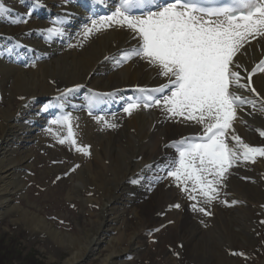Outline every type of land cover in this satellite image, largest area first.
Here are the masks:
<instances>
[{
  "label": "bare ground",
  "instance_id": "6f19581e",
  "mask_svg": "<svg viewBox=\"0 0 264 264\" xmlns=\"http://www.w3.org/2000/svg\"><path fill=\"white\" fill-rule=\"evenodd\" d=\"M3 2L26 23L0 24V88L6 97L5 106L0 105V222L10 219L36 237L48 236L55 256L68 254L62 264L89 259L96 264H264V157L229 169L219 198L210 204L198 196L197 206L210 215L193 211L196 201L188 199L167 171L178 159L172 142L199 136L202 127L180 117L167 119L162 106L140 107L129 116L124 108L142 94L138 89L156 88L167 79L139 58L117 64L121 52L136 45L129 30L113 27L87 39L83 35L92 19L107 15L104 10L110 11L112 0L104 5L96 4L98 0H40V6L24 0V7L20 0ZM47 29L55 31L49 34ZM247 49L237 59L251 70L264 54V38ZM253 82L264 97V73L253 76ZM76 85L83 87L61 96ZM235 91L257 99L246 90ZM259 109L257 100L255 109L245 106L233 122L234 134L253 147H264V111ZM62 113H71L77 146H89L90 155L68 142L60 144L55 133L64 138L67 129L49 119L53 131L48 127L35 137L33 148L23 146L43 115L56 118ZM229 142L234 143L231 136ZM22 171L29 175L24 183ZM67 176L69 180L60 179ZM155 179L166 182L158 188ZM23 189L24 206L14 204ZM60 193L67 202L83 203L84 216L91 214L86 211L90 205L101 210L92 212L90 223L82 213L66 215L76 232L56 230L47 210ZM175 205L179 207L165 212ZM153 227L170 236L159 240L163 233L158 232L151 251L143 238ZM169 243L177 250L175 256L167 251Z\"/></svg>",
  "mask_w": 264,
  "mask_h": 264
},
{
  "label": "snow or ice",
  "instance_id": "6c2138e0",
  "mask_svg": "<svg viewBox=\"0 0 264 264\" xmlns=\"http://www.w3.org/2000/svg\"><path fill=\"white\" fill-rule=\"evenodd\" d=\"M33 2L40 6V0ZM12 15L13 10L0 2V19ZM10 23L26 21L17 16ZM113 27L129 30L136 40L135 46L121 52L118 65L139 58L167 79L156 88L138 89L143 95L129 102L124 111L131 116L141 106H162L167 119L180 117L202 127L201 135L172 142L178 159L169 165L167 175L189 200L196 201L193 211L210 215L197 206L198 196L210 204L219 198L229 169L264 157V147L244 143L233 128L238 111L245 106L255 109L259 100V110L264 111V97L253 82V76L264 73V59L251 70L237 59L247 55L246 45L252 40L264 38V0H117L111 14L92 19L83 35L87 39L93 32ZM46 31L52 34L55 30ZM81 87L66 89L61 96L67 97ZM235 89L246 90L257 99L242 96ZM96 100L94 95L92 103ZM72 119L71 113H62L49 123L66 127V137L55 133L60 144L68 142L77 152L90 155L89 146H77ZM47 130L53 131L51 127ZM260 135L264 137V131ZM229 136L234 143L230 144Z\"/></svg>",
  "mask_w": 264,
  "mask_h": 264
},
{
  "label": "rangeland",
  "instance_id": "374dc122",
  "mask_svg": "<svg viewBox=\"0 0 264 264\" xmlns=\"http://www.w3.org/2000/svg\"><path fill=\"white\" fill-rule=\"evenodd\" d=\"M12 1L16 2V3L18 1V3H19V0H12ZM0 2H3V0H0ZM20 4H22V7H24V0H20ZM8 8H10V7H8ZM17 16L19 17L20 14L18 12L13 11V15L10 16L9 18L0 19V24L5 25V22L7 23L8 21H10L11 19H13ZM20 24L24 25V23H20ZM0 48H2V46H0ZM20 48H22V47L17 46L15 49H20ZM5 99H6V97L3 95L2 90L0 88V105L5 106V104H4ZM16 101L18 103H22L21 98H17ZM40 105L41 104H39V106ZM53 118L54 117L48 118V115H43V121L38 125L37 130H35L34 132L29 134V136H31L30 138H32V139L27 141L26 144H23V146H25V148H33L34 144H35V142L33 143V140L35 139V137L42 135V133L50 125L48 123L47 119H49L51 121ZM72 164H73V162L71 161L69 165H72ZM27 172L28 171H22L20 174V180L23 183H24L25 178L27 176H29L27 174ZM151 173H152V176H155V174H156V173H153L152 171H151ZM150 175L148 177H152ZM71 176L72 175H70V177ZM70 177L69 176L63 177V178L60 177V179L66 181V180H69ZM55 181H57V180H55ZM154 181H156V186H158V188L160 186H163L164 183L166 182L165 179L163 181L155 179ZM70 186L72 187V186H74V184H70ZM29 188H31L32 190H36V191L38 190V188L35 186H30ZM29 188L27 187L26 191H28ZM172 188H174V187H172ZM42 193H44V192L42 191ZM24 195L25 194H24V189H23L21 194L14 197V204H16V205L21 204L24 206ZM148 195H149V193L147 192L146 201H149L148 198H150V197ZM150 195H151V193H150ZM38 196L40 197V195H37V198H38ZM84 197L87 199L90 197V195H85ZM156 198L157 197H155V199ZM155 199L152 198V200H150V203L153 202ZM52 203H53L51 206L52 208H48V210H47V212L50 214V217H52V218L48 219V222L51 223L55 227L56 230L70 231V232L73 230L74 232H76L77 231L75 229L76 226L71 227V222H70L71 220L66 215L69 216V214L70 215L73 214V215L78 216V214H81V213L83 215V210L85 208L84 204L79 203L77 201L75 204L67 202L64 199V193L57 194L55 202H52ZM156 204L158 205L159 203H156ZM159 205H161V208H165V206H166L165 204H159ZM172 208L177 209V207H175V206H171V207L168 206V208L165 209V212H170L171 210H173ZM100 210H101V208L99 206L90 205V207H88V209L86 211L100 212ZM92 212L90 215H89V212H84L87 214L86 216L83 215L85 217L84 220L87 223H90L91 221H93ZM61 214H64V215H61ZM47 217H49V216H47ZM59 217H61L63 219H60ZM66 219H68V220H66ZM9 220L7 219V220H4L3 222H0V264H62V262L68 257V254L60 255V257L55 256V253L57 252V250L52 251L51 249H49L51 246L55 247V245H52V242L48 236H46V235L41 236L40 235L39 237H36V235H34V233L31 234L30 231L25 230L23 225H14V224H12V221L10 222ZM161 230L163 233L164 230L162 228L157 227V229H155L153 227L149 232H146V234L143 238V241L146 243L147 249L149 248L151 251L153 250V247L155 245L153 239H158V236L156 234H158V232H160ZM168 236H170V235L169 234L167 235V232H166V234L163 233L161 236H159V240L164 241L165 239H167ZM172 245H174V244L169 243V245H168L169 247L167 248V251H169V255L175 256V254H176L175 252H177V250L174 249ZM53 256H55V257H53ZM51 258H53V261L51 260ZM82 264H96V263L89 259V261H86ZM160 264H162V263H160Z\"/></svg>",
  "mask_w": 264,
  "mask_h": 264
}]
</instances>
